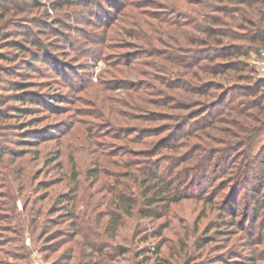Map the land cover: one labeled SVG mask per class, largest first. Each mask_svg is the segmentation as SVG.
<instances>
[{
	"label": "trees",
	"instance_id": "trees-1",
	"mask_svg": "<svg viewBox=\"0 0 264 264\" xmlns=\"http://www.w3.org/2000/svg\"><path fill=\"white\" fill-rule=\"evenodd\" d=\"M110 2L108 7L121 5ZM125 4V17L138 30L133 37L145 48L140 54L149 57L148 71L139 74L152 82L132 89L153 109L136 107L142 110L138 123L114 135L123 145L100 152L85 169L88 185L68 155L70 171L61 183L68 194L57 195L49 208L62 211L66 229L48 234L42 227L38 237L54 241L53 254L63 246L55 264H259L264 253L256 255L252 239L257 229L264 233V144L255 154L251 149L264 130V78H253L244 58L264 49V0H154L155 11L141 0ZM36 5L0 0V28L9 16ZM240 194H248L252 206L241 216ZM189 201L198 207L194 232L199 218L216 212L218 232L244 233L250 255H203L199 250L212 241L211 223L195 241L198 252L170 247L166 234L176 219L171 210ZM41 219L30 223L41 227L48 220Z\"/></svg>",
	"mask_w": 264,
	"mask_h": 264
},
{
	"label": "rangeland",
	"instance_id": "rangeland-1",
	"mask_svg": "<svg viewBox=\"0 0 264 264\" xmlns=\"http://www.w3.org/2000/svg\"><path fill=\"white\" fill-rule=\"evenodd\" d=\"M35 1L38 5L9 16L0 28V264L56 263L63 246L53 254L54 241H42L38 235L42 227L48 234L66 229L67 220L58 216L62 211L50 212V205L60 193L68 194L61 187L70 171L68 155L74 157L80 179H85V169L100 152L123 145L114 135L138 123L142 110L136 107L153 109L138 101L139 94L132 89L152 83L139 74L148 71L144 63L149 57L140 54L145 48L133 37L138 30L125 17L130 9L125 2L133 0H113L125 4L115 8L108 7L110 0ZM141 1L147 11L158 9L150 6L154 0ZM256 56L249 54L244 61L253 67V78H263L252 61ZM262 144L264 130L253 140L252 154ZM56 151L59 158L51 160ZM88 188L94 192V186ZM249 199L248 194L239 195L240 216L251 212ZM42 206L39 215L36 210ZM197 211L190 201L172 208L174 231L166 234L170 247L198 252L195 241L211 223L215 225L209 234L212 241L199 250L203 255L212 258L224 250L250 255L244 233L232 234L225 228L218 232L221 222L216 212L199 218L194 232ZM41 216L48 220L35 228L30 222H41ZM263 234L257 229L253 236L256 255L264 253ZM195 261H202L201 257Z\"/></svg>",
	"mask_w": 264,
	"mask_h": 264
},
{
	"label": "built area",
	"instance_id": "built-area-1",
	"mask_svg": "<svg viewBox=\"0 0 264 264\" xmlns=\"http://www.w3.org/2000/svg\"><path fill=\"white\" fill-rule=\"evenodd\" d=\"M252 61L255 64L259 76L264 78V49H261Z\"/></svg>",
	"mask_w": 264,
	"mask_h": 264
}]
</instances>
